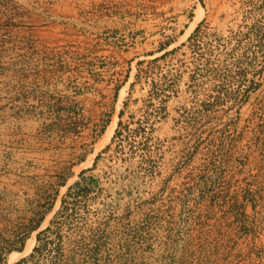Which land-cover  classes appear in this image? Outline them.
Listing matches in <instances>:
<instances>
[{"label":"rangeland","instance_id":"374dc122","mask_svg":"<svg viewBox=\"0 0 264 264\" xmlns=\"http://www.w3.org/2000/svg\"><path fill=\"white\" fill-rule=\"evenodd\" d=\"M51 225L42 264H264V0H0L2 264Z\"/></svg>","mask_w":264,"mask_h":264},{"label":"trees","instance_id":"16d2710c","mask_svg":"<svg viewBox=\"0 0 264 264\" xmlns=\"http://www.w3.org/2000/svg\"><path fill=\"white\" fill-rule=\"evenodd\" d=\"M201 25V24H200ZM200 25L197 27V29L194 32V35L198 32ZM191 39V37H190ZM164 49V48H161ZM169 53L168 51L165 53L167 54ZM163 54V55H165ZM156 60V59H155ZM141 72V69H140ZM136 76L139 78L140 77V73L138 72L136 74ZM129 78V74L126 76L125 80H123L121 83L115 85V87L113 88V100L115 101L118 98L119 95V91L120 89L127 83V80ZM134 86V82H132L130 84V87ZM163 101V100H160ZM124 105H127V102L124 103ZM102 114H107V118H101V123H97L93 128H92V132H91V137L93 138H97L98 136H100V134L102 132H104V130L106 129L107 124L110 122V114H108V112L103 111L101 112ZM124 114V110L122 109L120 112V120L118 122V128L116 131L115 136H119V134H122V125H123V117ZM64 121L63 116H60L59 121ZM74 131L78 132L77 128L74 127ZM109 148V146H108ZM79 161H83L85 159L84 155H78ZM66 182V179H64V181L61 183V185H64ZM92 180L87 177L85 175V171H82L79 174V179L77 181H75L71 186H69L67 193L65 194L66 198L68 197L69 200L67 201L66 198H64L62 200V207L64 208V213L69 209V205L68 203H73L75 201H77L79 198L81 197H86L89 195V193L94 189L93 185H92ZM50 207H47L43 212L41 213V217L40 220H43L45 213L47 212V210ZM42 211V210H41ZM40 224V223H39ZM55 224V222H52V225ZM49 226L46 229L40 231L37 235V244L34 246L33 250L31 251V253L26 256L23 257L21 259H19L18 261H16L14 264H42L41 260L44 257V254L47 252V250L49 249V246L51 243H54L55 240H53L52 238H50L49 234L50 233H55L56 235L58 234L57 230L54 231L53 227ZM37 226H39L37 224ZM37 226H35L37 228ZM24 239L22 240V244L24 245ZM59 248V247H58ZM21 247H16V246H6L3 245L0 247V264H2V262H4L6 260L7 255L13 251V250H21ZM57 259H62V256H60V252H58V254L55 256ZM71 261V259L69 260ZM58 261L52 260V264H57ZM62 262V261H59Z\"/></svg>","mask_w":264,"mask_h":264}]
</instances>
